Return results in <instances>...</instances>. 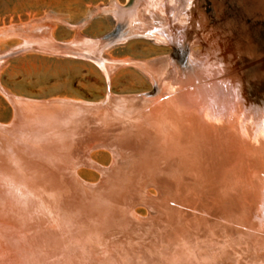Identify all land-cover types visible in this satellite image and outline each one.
Returning <instances> with one entry per match:
<instances>
[{"label": "rangeland", "instance_id": "374dc122", "mask_svg": "<svg viewBox=\"0 0 264 264\" xmlns=\"http://www.w3.org/2000/svg\"><path fill=\"white\" fill-rule=\"evenodd\" d=\"M116 1L125 8L119 19ZM139 3L0 0V264H264V150L252 132L264 131V0H174L168 42L135 28ZM163 59L156 81L137 63ZM181 99L200 118L195 128L174 121ZM148 126L149 155L180 151L167 160L170 177L190 168L192 190L179 200L159 160L141 152L135 165L126 146L118 160L100 147L74 168L79 151L63 168L65 147L85 128L125 136ZM222 129L244 147L242 162L214 149ZM126 202L135 229L123 234L115 227ZM166 212L170 220L187 214L178 240L162 237Z\"/></svg>", "mask_w": 264, "mask_h": 264}, {"label": "bare ground", "instance_id": "6f19581e", "mask_svg": "<svg viewBox=\"0 0 264 264\" xmlns=\"http://www.w3.org/2000/svg\"><path fill=\"white\" fill-rule=\"evenodd\" d=\"M174 0H140V3H139V6L137 8H135L130 14H131V20L135 26L136 29L138 30H141V31H148L150 28L154 29L155 32H157L158 34V40L159 42H168V41H171L173 40V38H175L173 35V30L175 29V27H173L172 24L169 23V20H171V18H169V15H168V8L170 7V4L173 3ZM114 6H115V9H112L111 8V11H112V15L114 16L115 19H119L123 16L124 12H125V8L119 6V3L116 1L113 3ZM113 6V5H112ZM110 8V7H109ZM175 9V8H173ZM98 11V10H97ZM108 11V9L106 10ZM181 16V17H180ZM180 23L179 24H182L184 23L187 19V17L185 15H180ZM179 17H176L179 18ZM176 26V25H175ZM178 27V26H176ZM53 39V38H52ZM35 42V41H34ZM156 42V41H155ZM37 44V43H36ZM164 61H159L157 62L156 64H153L151 66H148L145 62H139L137 61L138 63V66L143 69L145 72H147V74L150 76V78L154 81L157 80V78L159 77V72L160 70L162 71L167 65H166V60L163 59ZM119 64H123V62H118ZM124 66V65H123ZM165 71V70H163ZM162 71V72H163ZM2 84V83H1ZM219 95V93L217 94V96ZM13 96V95H12ZM11 100H13L12 97H10ZM138 103V102H137ZM190 106V107H189ZM192 107V102H189L188 100L187 101H184L183 99H181V105H178L176 106V109L179 111V116L177 115L176 116V120H174L177 125H184L185 123H189L190 126L192 128H195V124L196 122H199V119L197 117V115L194 113V111L191 109ZM139 108V107H138ZM118 109V108H117ZM138 110V109H136ZM135 110V111H136ZM156 111V113L162 117H164V114L163 113V109L161 108H158V109H154ZM162 110V111H161ZM121 111V110H120ZM132 112V111H131ZM205 112V111H203ZM133 114V113H132ZM102 115V114H101ZM128 116V115H126ZM216 116V115H215ZM105 117V116H104ZM91 118V117H90ZM103 119V117H102ZM108 119V118H107ZM113 119V117H112ZM130 119V118H129ZM208 119V117H207ZM207 119H203V121L206 122ZM111 120V118H110ZM211 120V118H210ZM214 120V119H213ZM105 121V120H104ZM101 122V121H100ZM212 125L215 123L214 121H212ZM91 123V122H90ZM200 123V122H199ZM211 125V126H212ZM200 126H202L200 124ZM64 127V126H63ZM92 127V126H91ZM252 127L254 128V130L252 131L253 133L257 134V142H258V145L259 147L261 148V150H264V131H259L261 135L258 136V130L255 129V127L252 125ZM152 127L151 126H148L147 128L145 129H137L135 132L131 133V132H128L126 133L125 136L121 135L120 132H118V134H115L112 130H104V131H95L93 134L90 133L88 135H84L80 138H77L75 139V145H73V143L71 145H69L68 147H65V158L62 159V161H64L62 164H64V167L63 168H68L69 165H68V161H67V158L72 156V155H75L76 153H78L79 151H83L84 147H85V144H86V139L87 137L90 136V138H98V139H102L104 142L108 143V146L112 148V150L114 151V155L116 157V160H118L119 158V155L120 153L122 154V152H119L120 150H124L126 149L124 146H126L127 148H131L133 149V151H136L137 154L135 155H130L128 156L129 158H132V161L135 163V165L137 163L140 162V159L139 156L141 154V152L144 153V158H146V156H153L155 160H159V163H161L163 165H158L157 167L155 166L153 168V171L155 172L157 168H164L163 170V176L162 178L164 179V181L166 182V185L168 186V189L169 190L168 192L170 191H177L176 193V200H179L182 196L178 197L177 195H179V192H182L181 194H184L186 191H189V190H192V187H189L188 184H191V182L193 181L189 176H188V173L190 171V168L184 164L182 167V169L180 170H177V171H174L173 173H175L174 175V179H172L171 174L172 172H169V170L166 168V165L168 164V158L169 157H172L173 155L176 156L178 155V153L180 151H178L177 148H175V150H173L170 146L169 148V151L167 152H164L163 150H156V148H154L153 150H151L152 152L149 153L150 149H152V147H147V143L150 142L153 146V144L155 143V134L154 132H150L152 131L151 129ZM252 128V129H253ZM84 129V128H83ZM87 128H85L86 130ZM84 131V130H82ZM240 132V131H239ZM82 134V133H81ZM81 136V135H80ZM146 136V137H145ZM222 137H223V142L221 143V145H219L218 147L216 146H213L214 149L216 150V152L220 155L227 152V153H232V156H233V159H232V164L236 161H238L239 159H241V162L244 158V153H245V149L243 146L240 145V143L238 142H235V141H238V139L236 138V140L234 141H230L228 142V137L229 135H227L226 133V130H223L222 129ZM227 138V140H226ZM68 139V138H67ZM71 141V140H70ZM77 141V142H76ZM49 147V146H48ZM47 147V148H48ZM164 148V146H163ZM39 149V148H38ZM43 149V148H42ZM51 149V147H50ZM165 149V148H164ZM166 149H168V147H166ZM48 150V149H47ZM130 150V149H129ZM49 151H52V150H49ZM64 151V150H63ZM126 151H128L126 149ZM37 152V150H36ZM40 152V151H39ZM43 152V151H42ZM47 154L49 152H46ZM50 154H53V153H50ZM64 154V152H63ZM23 155V154H22ZM42 155V154H41ZM49 155V154H48ZM142 155V154H141ZM46 156V154H45ZM51 157V155H49ZM132 156V157H131ZM198 156L200 157V160L201 159H204L202 156H201V153L198 154ZM209 154L206 153V157H208ZM205 157V158H206ZM41 158V157H40ZM48 158V157H47ZM57 158V157H56ZM125 158V156L123 157ZM44 159V158H43ZM45 160V159H44ZM47 160V159H46ZM131 160V159H130ZM164 161V162H163ZM133 163V164H134ZM230 163V165H231ZM80 164L79 160L76 159L72 166L74 168H76V166H78ZM81 165V164H80ZM118 165V164H116ZM225 165V164H224ZM223 165V167H224ZM57 167L58 166V163L56 165ZM55 164L53 166L54 170L55 169H59V168H56ZM132 166V164L130 165ZM144 166V165H142ZM141 166V167H142ZM49 167V166H48ZM128 167V166H127ZM145 167V166H144ZM73 168V169H74ZM130 168V167H129ZM147 168V167H146ZM243 171L246 170L245 167H242ZM48 170L51 169V167L47 168ZM61 169V168H60ZM70 169V168H69ZM128 169V168H127ZM139 169L138 166L136 168V170ZM77 170V169H76ZM75 170V171H76ZM216 170V169H215ZM217 170L218 167H217ZM50 171V170H49ZM112 171V170H111ZM140 171H144V169L140 170ZM120 173V172H119ZM127 173V172H126ZM136 174V173H135ZM138 174V173H137ZM47 175V174H46ZM121 176V175H120ZM168 179H171L172 181L175 180L173 182V184H169L168 183ZM47 181H51L50 180V177L46 179ZM112 180V179H111ZM109 181V180H108ZM191 181V182H190ZM63 182V181H62ZM135 187L138 189L141 188V185L143 184L142 182H140L138 180V178L135 177ZM108 184V183H107ZM214 185V184H213ZM113 186V185H112ZM161 186V185H160ZM104 187V186H103ZM111 188V187H110ZM114 188V187H113ZM50 189V188H49ZM54 189V188H53ZM51 189V190H53ZM136 190L137 191V195L140 194V190ZM46 190H48L46 188ZM161 190H162V187H161ZM163 190H165L166 192V189L164 188ZM215 191V190H214ZM51 192V191H50ZM133 192V191H132ZM163 191H161L162 193ZM112 193V192H111ZM116 193V192H115ZM114 193V194H115ZM218 193V192H217ZM125 193H123L124 195ZM165 195V193H163ZM49 195L48 198L50 201H52L51 199V195L50 194H47ZM131 195V194H130ZM118 196V195H117ZM46 196H42L41 197V200L42 201H46L45 198ZM119 197V196H118ZM117 197V198H118ZM125 197H128L127 194ZM124 197V198H125ZM178 197V198H177ZM113 198V197H112ZM138 198V196H137ZM136 198V199H137ZM141 198V197H139ZM123 199V198H122ZM117 200V199H116ZM119 200V199H118ZM139 200V199H138ZM118 202V201H117ZM124 202V201H123ZM122 203V202H120ZM127 204V202H126ZM52 205V204H51ZM120 206V204H119ZM127 207H130L128 208V210L125 211V206L124 204H122L120 206V212L122 213L119 220L117 221V224H116V227L115 228H118L119 230H127V227L130 225V222H129V216L131 215L132 213V209H131V206L132 204L131 203H128L126 205ZM96 207V206H95ZM162 208H164L163 206H161ZM160 207V208H161ZM109 208V207H107ZM113 208V207H112ZM100 209V208H99ZM115 209V208H113ZM171 209V208H170ZM105 211L108 210V209H104ZM110 210V209H109ZM41 211V210H40ZM39 211V212H40ZM103 211V209H102ZM101 211V212H102ZM42 212V211H41ZM99 212V211H98ZM114 212V211H113ZM117 212V211H116ZM153 212V211H152ZM112 213V212H111ZM50 214V213H48ZM53 214V213H52ZM51 214V215H52ZM103 214V213H102ZM117 214V213H116ZM163 214V213H162ZM108 216V215H107ZM45 217V216H44ZM54 217V216H53ZM111 218V217H110ZM170 215H169V212H166L163 216V220L161 222V226L162 228L164 229V232H163V235L162 237L165 238H173L174 240H178L180 237H181V231L184 230V229H187V222L185 223L186 221V218H187V214L184 215L182 218H174L172 220H170ZM116 219V218H115ZM218 220V219H217ZM52 221V220H51ZM83 221V220H82ZM108 221V220H107ZM174 221V222H173ZM173 222V223H172ZM106 225V224H105ZM110 225V224H109ZM143 225V224H142ZM145 225V224H144ZM113 226V225H112ZM131 226V225H130ZM141 226V225H140ZM139 226V227H140ZM146 226V225H145ZM173 226V228H172ZM110 227V226H109ZM108 227V228H109ZM133 227V225L131 226ZM107 228V229H108ZM115 228H112V229H115ZM134 228V227H133ZM161 228V230H162ZM110 229V230H112ZM135 229V228H134ZM140 229V228H139ZM67 230V229H66ZM130 230V229H129ZM71 231V230H70ZM103 231V230H102ZM105 231V230H104ZM128 231V230H127ZM136 230H134L135 232ZM63 232V231H62ZM115 232V231H114ZM119 232V231H118ZM121 232V231H120ZM96 233V232H95ZM108 233V232H107ZM112 233V232H111ZM111 233H108V234H111ZM125 233V231L123 232V234ZM143 233V232H142ZM68 234V233H66ZM127 234V233H126ZM114 235V234H113ZM111 235L110 238H113V237H116V236H113ZM117 235V234H115ZM128 235H131V234H128ZM142 235V234H141ZM101 236V235H100ZM118 236V235H117ZM127 236V235H126ZM91 237V236H90ZM104 237V236H103ZM107 237V236H106ZM125 237V236H123ZM121 237V239L123 238ZM142 237V236H141ZM118 238V237H117ZM126 238V237H125ZM130 238V237H129ZM102 239V238H101ZM106 239V238H105ZM109 239V237L107 238ZM132 239V237H131ZM126 240H128V238H126ZM133 240V239H132ZM135 240V239H134ZM109 241V240H108ZM116 241V240H115ZM164 241V240H163ZM102 242V241H101ZM124 242V241H123ZM74 243V242H73ZM104 243V242H103ZM128 242H126L127 244ZM68 244V243H67ZM96 245V244H95ZM70 246V245H69ZM127 247V246H126ZM103 249V248H102ZM38 253V252H37ZM130 255H134V253H131ZM229 255V254H228ZM227 255V256H228ZM104 256V255H103ZM30 258V257H29ZM144 258L145 259H148V255H144ZM184 259V258H182ZM227 259V258H226ZM226 259L224 261H226ZM33 260V259H31ZM185 260V259H184ZM36 261V260H35ZM180 261V260H179ZM211 261V260H210ZM180 263V262H179ZM182 263V262H181ZM188 263V262H187ZM186 261H185V264H187ZM193 263V262H192ZM215 263V262H214ZM67 264V263H66ZM196 264V263H194Z\"/></svg>", "mask_w": 264, "mask_h": 264}, {"label": "water", "instance_id": "95a60500", "mask_svg": "<svg viewBox=\"0 0 264 264\" xmlns=\"http://www.w3.org/2000/svg\"><path fill=\"white\" fill-rule=\"evenodd\" d=\"M155 93H156V90H154L152 94H155ZM138 109L140 111H142L145 108L139 107ZM92 131H94V128H87L85 131L82 132V134L88 135V134L92 133ZM1 139H3V138L0 135V140ZM100 147H109V146H108V143L104 142L102 139L90 138V136L87 137L85 147H84V149H83V151H82V153L80 155V160H79L80 164L88 163L90 161V159H89L90 153L94 149H97V148H100Z\"/></svg>", "mask_w": 264, "mask_h": 264}]
</instances>
